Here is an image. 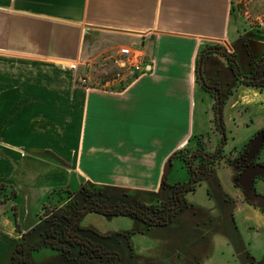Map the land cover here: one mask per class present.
I'll return each mask as SVG.
<instances>
[{"label":"crops","instance_id":"0c3cea01","mask_svg":"<svg viewBox=\"0 0 264 264\" xmlns=\"http://www.w3.org/2000/svg\"><path fill=\"white\" fill-rule=\"evenodd\" d=\"M240 1L0 0V182L17 193L4 204L15 206L16 214L8 209L0 214V264H10L27 232L20 202L31 204L40 219L54 188L76 191L85 182L122 187L152 201L166 180L165 166L183 162L177 152L199 146L212 152L219 146L223 136L212 118L208 125L196 119L197 93L203 101L210 93L197 80V66L202 50L216 44L236 53L244 73L263 56L264 24L244 22ZM136 43L146 51L151 70L126 85L93 87L103 78L108 57L115 62L121 45ZM103 51L111 53L97 61ZM220 69L227 72L226 81L234 79L224 55L205 56L207 76L215 78ZM84 76L88 83L81 82ZM235 83L223 105L225 152L231 156L259 130L263 135L250 145L258 154L264 142V88ZM211 99L214 109L212 94ZM249 154L240 175L254 169L253 184L225 188L223 214L264 264V190L259 187L264 154L257 161ZM179 181L186 180H166V191ZM153 237V246L139 253L169 250L170 238Z\"/></svg>","mask_w":264,"mask_h":264},{"label":"rangeland","instance_id":"374dc122","mask_svg":"<svg viewBox=\"0 0 264 264\" xmlns=\"http://www.w3.org/2000/svg\"><path fill=\"white\" fill-rule=\"evenodd\" d=\"M239 9L241 11V19L244 20V22H248L253 26H261L264 24V0H241L239 2ZM261 20L263 22H261ZM236 33L237 31L234 32L233 35ZM110 53V51H103L97 58V61L109 56ZM108 60V64L106 65V70H108L107 73L106 70L100 71V73L105 76L113 74L117 69V65L113 61L112 57L109 56ZM221 71L224 73L223 70ZM204 94L206 99L203 101L201 99V93H197L196 119L198 122L201 121L202 125L205 123L208 125V117H211L212 127H215L217 130V101H215V106L213 109L211 105V93ZM241 128L244 131L246 127ZM209 131L211 130L209 129ZM239 135L242 137V132ZM244 143L245 142H241L238 148L242 147ZM256 148L257 147L255 145L251 146V151L249 154L250 158H254L257 152ZM216 149L217 147H214L212 152ZM229 161L230 159L228 158L221 160L223 165L217 166L210 178L204 179L203 182L198 184L195 191L188 193V207L185 208L182 213L176 215L178 216L179 221H175L169 229H166L168 231H165L169 235H174L175 239L177 240L175 242L173 241V244L176 245L174 246L176 252L170 249L168 250L169 252L167 251L168 253L162 257L161 254L160 256H157L156 252V255L153 254L152 258L159 259L158 264H234V261L237 262L235 258L236 252H234V250L229 245V237L227 235V231H229L228 228H230V225L233 226V224L230 219L224 217L225 215L222 214L225 210L223 193L226 192L225 188L231 190L234 188V185H237L238 183L243 187H250L253 184L254 169H245L240 175L234 166H227ZM245 162L246 161H244L243 164H245ZM165 172L166 180H170L173 177L180 180H188L190 178L188 168L179 159L169 162L168 168L165 170ZM259 183L260 189H262V185V190H264V181H260ZM99 187L110 191H125L137 200H139L141 197H144L145 195L139 194L137 192L131 193L122 187ZM155 196L157 195H152V197ZM57 197L58 196H55L54 201L56 200V202L54 203L58 202ZM63 200L64 199H62V201ZM147 200L150 201V198H147ZM32 204L34 205V203ZM24 205V202H20L18 211L22 216L21 223L24 225V227H26L27 232L30 231V235H32L30 236L29 240L33 243L35 242L33 239L41 241L42 236L40 233L46 226L44 222H41L40 220V214L41 211H43V208H41L39 214L40 219H38V217L35 216V208L31 207V204H28L27 206ZM7 207L5 206V209L3 208L4 211H0V214H3L5 210L8 209V212H11L10 215L12 216V212L14 214V208H12V206L9 208ZM257 218V220L260 219L259 217ZM82 224L85 226H90L100 233H114L115 236L105 240L104 244L105 246L117 251L121 257H126L128 254L127 240L125 239L124 235L128 234V232L137 231L138 228L143 229L145 227V223L143 221L128 215L105 216L97 212L86 213L82 219ZM13 225L17 231H21L20 225H18V227L16 223H13ZM118 232L122 235H117L116 233ZM155 232L156 231L151 230L149 235H142L140 233L135 234L133 236V241H135L136 244L135 251L139 253L138 250L142 249L143 247L153 246L155 243V239L153 237L156 235ZM81 233L88 234L90 237L97 240L99 239V236L92 232L88 231ZM157 233H159V231ZM180 233L192 234V243H190V240L187 241L186 239H184V241L178 240ZM22 241H27V238L25 237L22 239ZM260 241L264 242V232L260 235ZM170 242L172 244V241H169V243ZM2 244L4 247H6L4 242ZM68 249H72L73 252L69 253L70 257L77 255V248H71L68 246ZM261 253L258 255L260 256ZM29 257L32 260V264H63L64 262L60 252L46 246H42L38 250L29 249ZM140 260L141 259H139V261ZM191 260L192 263L187 262ZM72 263L74 264V262H70V264Z\"/></svg>","mask_w":264,"mask_h":264},{"label":"trees","instance_id":"16d2710c","mask_svg":"<svg viewBox=\"0 0 264 264\" xmlns=\"http://www.w3.org/2000/svg\"><path fill=\"white\" fill-rule=\"evenodd\" d=\"M216 46L224 48V50H220L219 53L228 58L231 57L229 59L231 61V66L237 67L235 54L229 53L227 48L221 44H216ZM255 75V77H260V80L256 78L243 80L242 84L263 89L264 79H261V75L263 74L257 71ZM224 103L225 102L222 100V108ZM258 133L259 132H257V134ZM257 134L254 137H256ZM254 137L249 139V143L247 142L245 145H251ZM198 148L199 150L195 154L193 151L186 149L174 155L183 160L190 173L189 181H179L171 185L174 191L181 193L180 199H183L182 201L185 199V193L194 191L203 176L208 175V173L211 174L214 166L219 162V155L217 153H215V158L213 159L206 154L202 146ZM193 155H195V159H199V163L197 164L199 167L196 166V163L189 165V160ZM162 186H166L165 179L162 182ZM16 195V190L12 186L0 182V211H2L3 208L5 209V202L14 199ZM55 196H58L57 203H54L56 202V200L54 201ZM62 199L64 200L62 201ZM150 207L151 206L140 202L125 191H110L89 182L82 183L81 187L76 191H72L68 188H54L50 193L49 200L43 204V211H41L40 214L41 222H44L46 225L41 231V234L45 238L44 245L59 250L65 255L73 253L72 249H68V246L77 248V264H114L116 260L115 256L110 253H105L103 249H100L98 242L94 241L95 238L90 237L88 234L81 233L88 231L94 233L93 231L83 228L81 225L84 215L88 212H97L105 216L128 215L139 220H146L148 216L152 217L154 213H158L154 206ZM13 208L15 215L16 208L15 206H13ZM166 211L168 210L166 209ZM76 229L77 234L83 237V240H75L70 236L72 233L71 230ZM12 264H32L30 258L26 254L23 243L18 244L16 247L12 255Z\"/></svg>","mask_w":264,"mask_h":264},{"label":"flooded vegetation","instance_id":"af4514ba","mask_svg":"<svg viewBox=\"0 0 264 264\" xmlns=\"http://www.w3.org/2000/svg\"><path fill=\"white\" fill-rule=\"evenodd\" d=\"M247 45H248V43H246V46ZM210 47L220 48L219 46H216V45H212ZM207 48H209V47H207ZM207 48H204L203 51L206 50ZM247 50H248V53L251 55L250 49L248 47H247ZM219 51L220 50H208L207 52H205L203 55V62H204V58L206 55H208L212 52H218L219 53ZM229 53L235 54V60L237 63V67L231 66V61L229 60L231 57L229 56L230 58H228L225 56L227 59L229 68H230V72L232 73L234 79H230V80L227 79V81H226L225 79H226L228 74L223 69H220L218 71L215 78L213 76H209V75L207 76L204 73V71L202 70V76H203L204 80L201 81L199 78L198 66H197V80H198V82L201 83V85L216 98L217 102H218L217 93L219 94L220 100L221 101L223 100L225 102V100L227 99L231 89L233 88L234 85H236L235 81H237L238 85H240V84H242L243 80H250V79H254V78L260 80V77H255L256 76L255 73H257V71L259 73L261 72L263 74V75H261L262 76L261 79H264V77H263L264 76V54L260 58H258L256 60H252L253 62H252V67H251L250 71L248 73H244L241 70L239 62L237 60L236 53L230 52V51H229ZM202 66H203V63H202ZM221 70H223L224 73H222ZM217 90L219 92H217ZM222 113H223V108H222ZM217 122H218V130L222 133V131H225L223 116H222L221 123L219 122V119L217 116ZM257 132H255L254 135H252L249 139L253 138L257 134ZM222 136L223 137H222L221 143L219 144V146L217 147V149L215 151L208 152L204 148L203 149L206 152V154H208V156H211L213 159L215 158V153H217L219 155V161H221L223 158L229 157V159H230L229 164L234 166L237 169V172L240 174L244 168L243 162L246 161V157L250 152V144L245 145L247 142L249 143V139L242 145V147L236 148V150H234L232 155L229 156L228 153L225 152L226 139L224 140L223 134H222ZM225 137H226V132H225ZM222 142H223V144H222ZM221 149H223V150H221ZM198 150H199V148H197L196 151H193L194 154L196 152H198ZM261 153L264 154V142L262 143L261 148L258 151V154H256L254 156L253 161L254 160L257 161V159L259 158ZM191 157L192 158L189 160V165H193V163H196V166H197V164L199 163V159H195L196 158L195 155H193ZM260 163L264 164V162H260ZM197 167H199V166H197ZM214 168H215V166H214ZM213 171H214V169L212 170L211 174L208 173V175L203 176L202 180L210 178L213 174ZM189 180H190V178L186 181H189ZM201 181H200V183H201ZM182 182H184V181H182ZM200 183H198V184H200ZM198 184H197V186H198ZM166 186L165 187L162 186V189L157 194L156 198L150 202L149 201L145 202V201L139 199L140 202H142L146 205H149L151 207L154 206V208L157 209L158 213L157 214L154 213V216H152V217L148 216L146 220H141L145 223V227L143 229L138 228L137 231L128 232V234L124 235L125 239L127 240L126 242H127V247H128V254L126 257H123V256L121 257L117 251L105 246V244H104L105 240L110 239L112 236H115L114 233H100L90 226H84L81 222V225L83 226V228L88 229L90 231H93L94 234L99 236V239L98 240L95 239L94 241L98 242V246L100 247V249H103L105 253H110L116 257L114 264H158L159 259L152 258L153 257L152 255L153 254L156 255L155 253L157 252V256H160V254H161V257H162V256H165L169 252L168 250H164V249L157 250L158 248H156L153 250H148L144 253H138L135 251V248H134L133 236L135 234H138V233L150 234L149 232L151 230L156 231L155 232L156 235H164L165 237L170 238L172 240V244H171L169 250L171 249V250L176 252V250L174 248V246H176V245L173 244V241L175 242L177 240L175 239L174 235L173 236L169 235L165 231H168L166 229H169L175 221H179L178 220L179 218L176 215L182 213L184 211V209L188 207L187 195L189 192H193V191H188L187 193H185V195H184L185 199H184V201H182L183 199L182 200L180 199L181 193L174 191L173 187H171V186L169 188V192H166ZM197 186H196V188H197ZM169 193H171V194H169ZM166 209L168 211H166ZM223 215H225V214H223ZM224 217H227V216L225 215ZM227 218L230 219L232 224H233V226L230 225V228H228L229 231H227L228 232L227 235L229 237L228 243L231 246V248L232 249L236 248L234 250V252H236L235 258H236L237 262L234 261V264H262L263 259L253 256L249 252L250 250H249L248 246H246L247 248L245 247V242L242 241L240 233L237 232V229H236V226L233 222V219L231 217H227ZM71 231H72V233L70 236L73 239L83 240V237H81V236H79V234H77V229L71 230ZM158 231H159V233H157ZM116 234L122 235L119 232ZM30 236H32V235H30V231H29L19 239V241L17 242V244H16V246H15V248L11 254L10 264H12V255H13L16 247L18 246V244H20V243L24 244L25 249H26V254L28 257H29V249L38 250L42 246H45L44 245V239L45 238L42 234H41V236H42L41 241H39L37 239H33V241H35L34 243L29 240ZM25 237L27 238V241H22V239H24ZM184 239H186L187 241L190 240V243H192V239H193L192 234L180 233V235L178 236V240L184 241ZM48 248H51V247H48ZM51 249H53V248H51ZM53 250H56V249H53ZM56 251L60 252V254L62 255V257L64 259L63 264H70V262H74V264H77V255L70 257L69 255L63 254L59 250H56ZM139 259H141V260L139 261ZM30 260H31V258H30ZM31 262H32V260H31ZM187 262L192 263V260L187 261Z\"/></svg>","mask_w":264,"mask_h":264},{"label":"built area","instance_id":"2783aa9c","mask_svg":"<svg viewBox=\"0 0 264 264\" xmlns=\"http://www.w3.org/2000/svg\"><path fill=\"white\" fill-rule=\"evenodd\" d=\"M115 63L117 65L115 72L94 81L93 87L112 88L116 84L126 85L151 70L148 55L141 43L121 45ZM76 65L71 64L72 67ZM88 81L89 78L86 76L81 78L82 83Z\"/></svg>","mask_w":264,"mask_h":264},{"label":"water","instance_id":"95a60500","mask_svg":"<svg viewBox=\"0 0 264 264\" xmlns=\"http://www.w3.org/2000/svg\"><path fill=\"white\" fill-rule=\"evenodd\" d=\"M208 50H224V48H215V47H209L207 48L206 50H204L201 54H200V57H199V62H198V73H199V78L201 81H203V76H202V63H203V55L205 52H207ZM217 92H219L217 90ZM217 97H218V102H217V116H218V119H219V122L221 123L222 121V101L220 100V97H219V94L217 93ZM222 126V125H221ZM222 134L224 135V140L226 139L225 137V131H222ZM259 134H262L263 135V131H261ZM258 134V135H259ZM257 137V136H256ZM223 144V142H222ZM167 169V165L165 166V170ZM115 192H117L118 190H114Z\"/></svg>","mask_w":264,"mask_h":264}]
</instances>
